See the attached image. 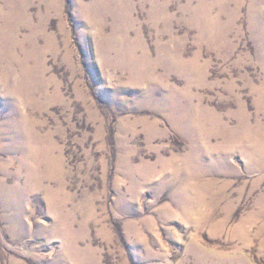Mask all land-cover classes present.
<instances>
[{"label": "rangeland", "instance_id": "obj_1", "mask_svg": "<svg viewBox=\"0 0 264 264\" xmlns=\"http://www.w3.org/2000/svg\"><path fill=\"white\" fill-rule=\"evenodd\" d=\"M253 145L264 0H0V264H264Z\"/></svg>", "mask_w": 264, "mask_h": 264}, {"label": "bare ground", "instance_id": "obj_2", "mask_svg": "<svg viewBox=\"0 0 264 264\" xmlns=\"http://www.w3.org/2000/svg\"><path fill=\"white\" fill-rule=\"evenodd\" d=\"M260 132V131H259ZM258 135H259V133H258ZM257 140V139H256ZM255 140V141H256ZM261 140V139H260ZM260 140H257V141H259L260 142ZM259 142H257V143H259ZM263 142V141H262ZM262 144V143H261ZM258 147H260L261 149H259ZM251 157H253V159L254 160H256V165H257V167H261V166H264V148L262 147V146H259V145H253V148H252V156ZM259 159H261V160H259ZM47 162H48V165H50L51 164V161H50V159L48 160L47 159ZM57 162H59V160L57 161ZM33 163V162H32ZM58 165V164H57ZM264 168V167H263ZM54 175V174H53ZM192 185H194V184H192Z\"/></svg>", "mask_w": 264, "mask_h": 264}]
</instances>
